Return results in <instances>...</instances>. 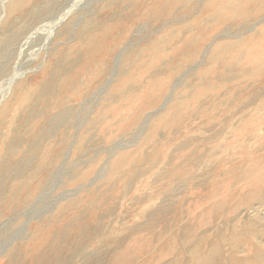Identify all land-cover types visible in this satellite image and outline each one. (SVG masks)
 <instances>
[{"label":"rangeland","instance_id":"obj_1","mask_svg":"<svg viewBox=\"0 0 264 264\" xmlns=\"http://www.w3.org/2000/svg\"><path fill=\"white\" fill-rule=\"evenodd\" d=\"M0 264H264V0H0Z\"/></svg>","mask_w":264,"mask_h":264}]
</instances>
